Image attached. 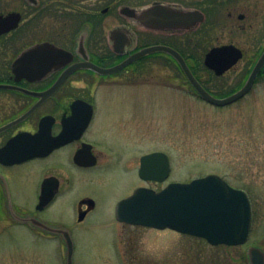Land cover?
<instances>
[{
	"label": "flooded vegetation",
	"instance_id": "flooded-vegetation-1",
	"mask_svg": "<svg viewBox=\"0 0 264 264\" xmlns=\"http://www.w3.org/2000/svg\"><path fill=\"white\" fill-rule=\"evenodd\" d=\"M9 5L0 8V15L18 18L0 23V225H21L38 236L57 237L63 245L62 234L16 215L69 230L74 245L75 231L86 224L112 227L114 218L140 226L117 217L119 202L135 186L110 201L109 218L98 223L90 220L98 199L81 190L89 184L102 191L118 187L121 173L135 177L136 155L118 153L119 144L130 146L133 141L134 127H120L118 119L131 104L135 87L146 86L145 81L189 82L186 67L218 96L203 81H247L264 55V0H14ZM236 59L221 73L214 68ZM127 60L113 73L95 69ZM121 73L123 77L115 79ZM253 81H264V59ZM110 109L114 120L101 118ZM119 130L127 140L117 139ZM156 151L169 157L164 182L139 175L142 157ZM137 174L142 184L136 187H163L170 182L171 155L164 150L142 154ZM70 193H75L71 200ZM190 237L211 248L243 246L245 264H250L251 246L264 250L248 246V241L212 244ZM209 261L212 264L210 259L195 264Z\"/></svg>",
	"mask_w": 264,
	"mask_h": 264
},
{
	"label": "rangeland",
	"instance_id": "rangeland-1",
	"mask_svg": "<svg viewBox=\"0 0 264 264\" xmlns=\"http://www.w3.org/2000/svg\"><path fill=\"white\" fill-rule=\"evenodd\" d=\"M11 3L14 0H0V8ZM43 19L50 26V18ZM118 77L123 73L115 79ZM145 82L146 86L133 89L131 104L118 119L119 126L134 127L132 144H119L118 153L136 155L135 177L121 173L116 177L118 187L104 191L97 184L82 185L81 190L93 194L99 203L90 220L98 223L109 218L110 201L142 184L137 174L142 154L164 150L172 158L168 181L187 182L214 173L247 191L253 208L248 246L264 247V81H255L249 93L225 106L203 100L188 81ZM203 82L218 96H226L245 81ZM107 114L101 118L113 121L114 112L110 109ZM121 132L117 133L118 140L125 138ZM122 182L125 186L120 185ZM147 185L161 188L154 183ZM112 224L115 228L86 224L75 231L73 264H171L172 259L178 264L208 259L212 264H245L243 246L211 248L202 240L173 230L123 225L114 218ZM7 227L0 225V264H66V247L57 237L38 236L21 225Z\"/></svg>",
	"mask_w": 264,
	"mask_h": 264
},
{
	"label": "water",
	"instance_id": "water-1",
	"mask_svg": "<svg viewBox=\"0 0 264 264\" xmlns=\"http://www.w3.org/2000/svg\"><path fill=\"white\" fill-rule=\"evenodd\" d=\"M17 18V14H10L7 17L0 15V23L4 24L11 19L15 21ZM14 26L15 23L4 25L1 30ZM237 59L223 63L221 68L219 65H214V68L221 73ZM263 59L264 55L249 79L237 91L225 97H217L210 93L186 67L185 73L191 85L204 100L217 106H225L239 100L251 90ZM128 62L127 60L109 69L95 66V69L109 74L118 71ZM169 169L168 156L164 152H153L142 157L139 174L144 179L164 181L169 175ZM16 216L24 221H31L45 230L62 234L66 247V264H73L75 247L69 230L48 225L33 217ZM117 217L132 224L160 229L170 227L204 237L214 244H240L249 237L253 211L247 191L232 186L224 177L213 173L189 182H171L158 191L139 187L131 196L119 202ZM249 262L264 264V250L259 246H251Z\"/></svg>",
	"mask_w": 264,
	"mask_h": 264
}]
</instances>
